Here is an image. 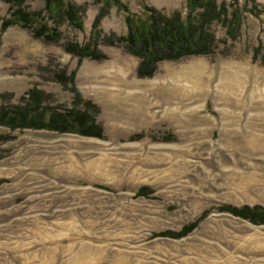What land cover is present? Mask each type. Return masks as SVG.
I'll return each instance as SVG.
<instances>
[{"label":"rangeland","instance_id":"rangeland-1","mask_svg":"<svg viewBox=\"0 0 264 264\" xmlns=\"http://www.w3.org/2000/svg\"><path fill=\"white\" fill-rule=\"evenodd\" d=\"M74 1L84 30L65 24L58 42L18 25L0 33V93L17 103L37 87L43 104L70 108L56 74L74 72L102 136L0 125V264H264V222L224 209L264 205V0L255 12L239 2L235 38L214 24L211 54L161 61L146 77L120 46L101 45L103 60L64 50L88 38L98 11ZM124 1L133 12L186 2ZM7 9L0 0V19ZM101 27L125 33L124 13L112 7Z\"/></svg>","mask_w":264,"mask_h":264},{"label":"trees","instance_id":"trees-1","mask_svg":"<svg viewBox=\"0 0 264 264\" xmlns=\"http://www.w3.org/2000/svg\"><path fill=\"white\" fill-rule=\"evenodd\" d=\"M4 1L8 3V9L6 15L0 19V33L9 26L18 25L31 30L36 38L58 42L62 38L61 27L65 24L84 30L86 8L74 0H42V7L34 9L29 7L27 0ZM185 1L184 11L174 9L166 12L140 2L141 11L133 12L124 0H93L98 5V11L91 22L88 38L84 42L67 40L63 43V48L81 61L84 58L106 59L107 55L101 45L120 46L139 58L138 76H152L161 61L214 52L217 47L215 23L224 27L226 36L235 38L241 24L239 2L251 3L248 10L253 12L256 5L255 0ZM112 7L124 13L125 33L103 32L101 22ZM256 53L257 48L255 55ZM261 60L264 63V53L261 54ZM73 76L74 72L69 78L56 74V79L64 85L69 83L70 90L74 93L70 108L64 104H43L49 94L37 87L28 89L24 96L19 97L17 103L9 101L13 96L10 92L0 93V98L6 101L0 104V125L11 129L46 128L101 137L102 128L89 112L90 109L98 107L78 93L73 85ZM79 105L83 107L79 108ZM224 209L254 223L264 222V205L254 208L224 206ZM193 225L194 223L184 225L174 235L186 233Z\"/></svg>","mask_w":264,"mask_h":264}]
</instances>
